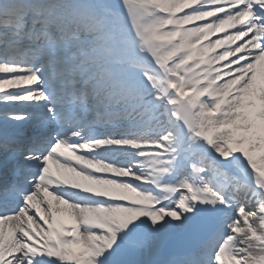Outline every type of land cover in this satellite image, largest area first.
Here are the masks:
<instances>
[{"label":"snow or ice","instance_id":"1","mask_svg":"<svg viewBox=\"0 0 264 264\" xmlns=\"http://www.w3.org/2000/svg\"><path fill=\"white\" fill-rule=\"evenodd\" d=\"M0 264H264V0H0Z\"/></svg>","mask_w":264,"mask_h":264}]
</instances>
